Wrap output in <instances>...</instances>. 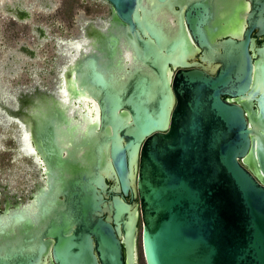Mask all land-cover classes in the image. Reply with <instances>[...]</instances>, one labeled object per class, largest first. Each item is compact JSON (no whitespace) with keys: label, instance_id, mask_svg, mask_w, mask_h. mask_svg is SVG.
<instances>
[{"label":"water","instance_id":"obj_1","mask_svg":"<svg viewBox=\"0 0 264 264\" xmlns=\"http://www.w3.org/2000/svg\"><path fill=\"white\" fill-rule=\"evenodd\" d=\"M101 1L61 73L85 127L32 118L47 188L0 217V264H138L139 236L145 264H264V0Z\"/></svg>","mask_w":264,"mask_h":264},{"label":"rangeland","instance_id":"obj_2","mask_svg":"<svg viewBox=\"0 0 264 264\" xmlns=\"http://www.w3.org/2000/svg\"><path fill=\"white\" fill-rule=\"evenodd\" d=\"M5 1L11 3L15 0H0V61L7 59L23 45L36 55L35 59H30L27 55L21 54L20 61L12 63L11 68H0V85L5 86L7 92L12 95L20 88H29L33 85L45 88L57 82L60 53L54 38H71L76 35L79 31L76 20L80 17L86 20L95 18L104 20L110 15V6L101 0H52L54 3L50 5V9L41 5L42 0H23L30 19L18 21L1 9ZM32 25L44 27L50 38L40 39L38 33L32 30ZM107 82L110 83L109 77ZM15 129L17 127L13 123L0 124V183L7 182L12 188L19 184L22 186L28 184L27 177L33 174L27 168L32 166L30 157L21 155L16 150ZM88 142L91 145V140ZM91 148L94 149V146ZM100 150L101 152L104 150L102 156L105 157L104 143ZM137 257L138 264H145L140 236L137 241Z\"/></svg>","mask_w":264,"mask_h":264},{"label":"flooded vegetation","instance_id":"obj_3","mask_svg":"<svg viewBox=\"0 0 264 264\" xmlns=\"http://www.w3.org/2000/svg\"><path fill=\"white\" fill-rule=\"evenodd\" d=\"M45 1V3L43 2ZM15 1H12L11 3H8V1H5L2 5L3 8H1L3 11L8 13V15L12 16L15 20L21 21L18 17L15 15V11L12 8L8 9V5L12 6V3ZM20 3L24 4L23 0H19ZM52 0H42L41 5L46 8L50 9V5H53ZM248 9L250 11L251 9V4L248 3ZM9 11L13 12L14 15L9 13ZM26 14V17L23 16V20H29L30 19V14L26 10V8L23 11ZM110 16V15H109ZM28 17V18H27ZM82 18V17H81ZM84 22H80L78 19L76 20V23L78 25L79 31L77 32L76 35H74L71 38H66V37H58L54 38V41L56 42V45H60L61 43L63 45L75 42L76 40H79V38H83L84 36H88V33H91L92 31H100L103 32L102 30L106 27L108 24V19H100V18H95L94 20H86L82 18ZM174 21H172L171 25L174 27ZM80 23V24H79ZM37 27H41L44 29V27L39 26V25H32V30L35 31ZM257 31H254L251 34V38L255 40L257 45H260L264 43V35L263 36H256ZM39 37V36H38ZM50 36L46 34L45 31V36L41 37L40 39L48 40ZM24 54L27 55L30 59H35L36 55L35 52L32 51L31 49L27 48L25 45L19 47L16 49L15 52L11 53L7 59L4 61H0V68L1 69H6V68H11L12 63H18L20 61V55ZM200 53L195 56V60L201 63L203 66H207L206 63H202L199 61L197 58H199ZM57 70L59 73V63H57ZM177 70V69H176ZM175 70V71H176ZM174 71V72H175ZM59 80V81H58ZM60 78L57 76V82L53 83L49 87L43 88L42 86L39 85H33L29 88H24V89H18L16 92L13 94L12 98H8V95H6L8 92L5 89V86L0 85V118L5 119V123L0 124H9L13 123L16 125L17 129L16 131V137H14V142L16 145V150L21 153V155H27L30 157V163L32 166L27 167L29 170L33 172L32 175L27 177L28 184L18 185L9 187L7 182L0 183V217H2L4 214H12V213H19V212H29V214L34 213V201L37 196V193L41 189H46L47 188V178L45 176V169H44V164L43 161L41 160L38 151L36 150V146L33 143V141H28L25 143V145H20V139L23 137L21 128H23L24 120L21 118L22 115L21 113H24L25 105L28 103L31 105L32 102L34 101L33 98L37 96V98L41 100H47L46 106L43 107V109L50 114V118L53 117V112L59 111L62 115L65 114L64 110L61 109V101L60 99H55L59 97L60 94V89L64 87L63 84H60ZM54 97V98H53ZM28 104V105H29ZM76 106L77 103L74 101L73 106ZM80 107V105H78ZM10 111H12L13 115H11ZM64 113V114H63ZM2 114V115H1ZM69 118H74L78 119V115H74L73 117ZM64 119V117L62 118ZM65 119H68L66 116ZM64 122H60V125H62V129H64L63 126ZM22 126V127H21ZM32 207L30 209H25L26 206L31 205ZM125 252V251H124ZM42 261H44L45 264H50L53 263V260L51 256H44L42 258ZM124 264H128L127 260V255L124 253Z\"/></svg>","mask_w":264,"mask_h":264},{"label":"bare ground","instance_id":"obj_4","mask_svg":"<svg viewBox=\"0 0 264 264\" xmlns=\"http://www.w3.org/2000/svg\"><path fill=\"white\" fill-rule=\"evenodd\" d=\"M45 3V1H43ZM8 9L12 8L14 9V11L16 12V10L21 9L24 11V5L22 3L19 2V0H15V2L12 3L11 5H8ZM9 13H11L12 15H14L13 12L9 11ZM15 16V15H14ZM158 19L161 20L162 22H164L168 28H172V26H170L172 17L170 16V14L166 11H161L160 13H158L157 15H155L154 19ZM20 19V18H19ZM21 20V19H20ZM78 20L80 22H84V20L80 17L78 18ZM80 24V23H79ZM170 26V27H169ZM170 28V29H171ZM45 31V29H44ZM104 32H108V25H106V27L102 30ZM36 32V31H35ZM91 40H89L87 37H83L82 39L79 38V40H76V42H72L66 45H63L62 43L60 45H58V52L60 53L59 59H58V63H59V73L57 74L58 77L60 78V84H63L64 87H62L60 89V94H59V98L61 101V105L60 107H62L61 109L64 110L65 114L67 117H73L74 115H78V119L73 121V125H75L76 127L83 128L85 127V122L84 119L82 117V107H79L78 105H74L72 106V102L70 100V98H67L66 95V89H65V84L61 79V73L62 71H65L66 68L68 67L69 64L74 63L77 59H79L80 57H82L84 54L88 53L89 51H93L94 49L91 46ZM78 44L80 45V47L78 46ZM119 51L121 58H124L123 60H125L126 58L130 57L129 52L127 51L126 47L123 44H120L119 47ZM119 59V58H118ZM119 74V73H118ZM6 95H8V98H12V94L7 93ZM33 102L32 104L28 105V107L26 106L24 109V113L22 115V119L25 121V123L27 122L28 124H23V128H21L22 131V135L23 137H21L20 139V145H25V143H27L30 140V132L28 134L29 131V124L32 120L33 117H36V115H38L41 111H44L43 107L46 106L47 100H41L39 98H37V96H35V98H33ZM77 101L81 102L88 111V115L91 116V113L93 111V107L88 106V102L89 99L87 98H83V99H77ZM93 103V102H92ZM2 115V114H1ZM29 115V116H26ZM31 115V116H30ZM0 122L1 123H5V119L0 118ZM22 127V126H21ZM38 194V193H37ZM36 201H34L35 203ZM32 207L31 205H28L25 207V209H30ZM130 264L131 263V259H130Z\"/></svg>","mask_w":264,"mask_h":264}]
</instances>
